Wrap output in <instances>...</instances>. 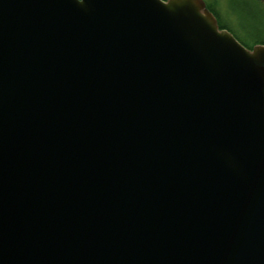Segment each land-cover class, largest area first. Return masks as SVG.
<instances>
[{"label":"water","instance_id":"water-1","mask_svg":"<svg viewBox=\"0 0 264 264\" xmlns=\"http://www.w3.org/2000/svg\"><path fill=\"white\" fill-rule=\"evenodd\" d=\"M0 264H264V45L203 0H0Z\"/></svg>","mask_w":264,"mask_h":264},{"label":"rangeland","instance_id":"rangeland-1","mask_svg":"<svg viewBox=\"0 0 264 264\" xmlns=\"http://www.w3.org/2000/svg\"><path fill=\"white\" fill-rule=\"evenodd\" d=\"M203 1L206 6H209V3L212 5V8L220 16L219 22L221 24L227 23L230 28L240 35L242 34V38H247V41H244L247 44L254 36L264 38V0H258L260 5L253 0Z\"/></svg>","mask_w":264,"mask_h":264},{"label":"trees","instance_id":"trees-1","mask_svg":"<svg viewBox=\"0 0 264 264\" xmlns=\"http://www.w3.org/2000/svg\"><path fill=\"white\" fill-rule=\"evenodd\" d=\"M253 1H255V2H257L259 5H260V2L258 1V0H253ZM207 7V9L212 13V14H214L215 16H216V20H217V16H218V21H217V26H218V28H220V29H225V28H229V27H225V25H222L220 22H219V14L214 10V8H212V5L209 3V6H206ZM228 32H230L234 37L235 36H237V37H235L241 44H243L246 48H251V46H253V45H255V44H262V45H264V38H261V37H258V36H254V37H252L251 38V40H250V43L249 44H247L246 42H244V41H247V38H242V36L239 34V33H237V32H235L233 29H231V28H229V29H226ZM241 33V32H240ZM235 34V35H234ZM240 38H241V40H240ZM243 40V41H242Z\"/></svg>","mask_w":264,"mask_h":264},{"label":"flooded vegetation","instance_id":"flooded-vegetation-1","mask_svg":"<svg viewBox=\"0 0 264 264\" xmlns=\"http://www.w3.org/2000/svg\"><path fill=\"white\" fill-rule=\"evenodd\" d=\"M214 15V14H213ZM214 17L216 18V16L214 15ZM218 21V16H217V20H216V22ZM222 23H224V22H222ZM222 25H225V27L227 26V27H229L230 28V26H228L227 25V23L226 24H222ZM225 29H227V28H225ZM232 29V28H231ZM235 31V30H234ZM236 32V31H235Z\"/></svg>","mask_w":264,"mask_h":264}]
</instances>
